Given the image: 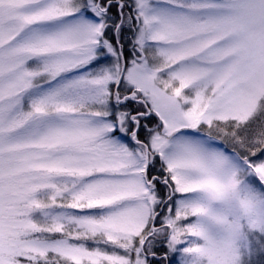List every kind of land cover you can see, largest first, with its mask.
<instances>
[{
  "label": "snow or ice",
  "instance_id": "obj_1",
  "mask_svg": "<svg viewBox=\"0 0 264 264\" xmlns=\"http://www.w3.org/2000/svg\"><path fill=\"white\" fill-rule=\"evenodd\" d=\"M0 264H264V0H0Z\"/></svg>",
  "mask_w": 264,
  "mask_h": 264
}]
</instances>
